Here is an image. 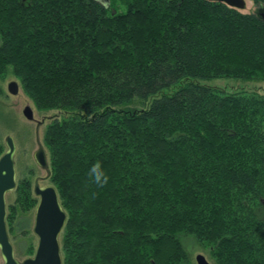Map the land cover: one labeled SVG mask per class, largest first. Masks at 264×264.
<instances>
[{"label":"trees","instance_id":"obj_1","mask_svg":"<svg viewBox=\"0 0 264 264\" xmlns=\"http://www.w3.org/2000/svg\"><path fill=\"white\" fill-rule=\"evenodd\" d=\"M250 1L255 14L208 0L124 13L111 0L0 2V75L63 113L44 138L63 264H192L185 236L215 264H264V95L202 84L264 79V0Z\"/></svg>","mask_w":264,"mask_h":264},{"label":"rangeland","instance_id":"obj_2","mask_svg":"<svg viewBox=\"0 0 264 264\" xmlns=\"http://www.w3.org/2000/svg\"><path fill=\"white\" fill-rule=\"evenodd\" d=\"M5 1L6 0H0L2 6L6 5ZM130 1L132 0H111V7L114 6V11L118 13H124L127 11ZM245 1L246 7L244 10H241V12L255 14L258 11V7L250 0ZM6 15L8 18L11 17L8 13H6ZM11 24L15 25L17 22L11 20ZM22 32L25 33L24 27H22ZM21 36H23V34L18 31L16 36L18 46H21ZM30 65L31 69H37L36 55L33 56V61ZM13 81L19 84V94L17 96L10 94L8 91V85ZM202 84L222 89L228 93L247 91L264 95V79L255 81L226 79L202 82ZM28 106L34 111V121H29L24 115V109ZM134 107L143 109L140 103L135 104ZM61 116H63V113L58 111H39L32 99L24 91L21 82L12 75V73L6 76L0 75L1 157L7 151V137L12 136L17 145L15 157L17 186L14 191L9 192L7 195V226L10 239L15 247L16 257L20 261L33 257L38 246V238L33 232L36 209L39 203L38 198L34 194L35 185L38 183L41 187H55L52 178L53 168L51 153L45 144L44 138L49 124ZM41 122H44L42 127H40ZM40 145L46 150L49 171L40 167L35 161L34 155L39 150ZM28 224L29 226L26 228ZM181 239L192 264H198L196 258L201 254L206 257L210 264H215L209 248L201 246L192 236H185ZM63 240L64 233H62L60 237L62 257L64 260L62 249ZM0 264H4L2 257L0 259Z\"/></svg>","mask_w":264,"mask_h":264},{"label":"water","instance_id":"obj_3","mask_svg":"<svg viewBox=\"0 0 264 264\" xmlns=\"http://www.w3.org/2000/svg\"><path fill=\"white\" fill-rule=\"evenodd\" d=\"M219 2L236 10H244L245 0H208ZM109 3V0H106ZM264 17V14L262 15ZM10 94H19V84L15 81L8 86ZM24 115L29 121H34V111L31 107L24 110ZM6 153L0 158V256L4 264H63L60 237L67 223V213L63 209L57 189L52 186L40 187L37 183L35 194L40 198L36 210L34 233L38 238V246L33 257L19 261L15 256L14 246L11 242L6 218L7 195L16 189L17 174L15 157L17 145L12 136L6 139ZM36 163L49 171V162L45 148L40 145L34 155ZM198 264H210L204 255H198Z\"/></svg>","mask_w":264,"mask_h":264},{"label":"flooded vegetation","instance_id":"obj_4","mask_svg":"<svg viewBox=\"0 0 264 264\" xmlns=\"http://www.w3.org/2000/svg\"><path fill=\"white\" fill-rule=\"evenodd\" d=\"M9 86V85H8ZM27 108V107H26ZM25 108V109H26ZM24 109V110H25ZM42 124H44V122H41V124H40V127H42L43 125ZM38 127V126H37ZM47 158H48V156H47ZM36 186V185H35ZM41 187V186H40ZM48 187V186H47ZM52 187H54V186H52ZM42 188H44V187H42ZM34 194H35V188H34ZM36 195V194H35ZM59 195V194H58ZM36 197L38 198V201H39V203H40V198L36 195ZM59 199H60V196H59ZM60 202H61V200H60ZM39 203H38V205H39ZM61 205H62V202H61ZM38 207V206H37ZM62 207H63V205H62ZM64 209V208H63ZM37 210V209H36ZM35 216H36V214H35ZM6 223H7V218H6ZM28 226H29V224H28ZM34 227H35V220H34ZM34 227H33V232H34ZM7 228H8V226H7ZM64 231V230H63ZM8 233H9V230H8ZM63 233V232H62ZM35 234V233H34ZM10 236V235H9ZM12 242V241H11ZM13 244V243H12ZM14 246V245H13ZM14 250H15V247H14ZM15 256H16V253H15ZM1 257L2 256H0V259H1ZM17 258V257H16ZM31 258V257H30ZM26 260V259H25ZM20 261V260H19Z\"/></svg>","mask_w":264,"mask_h":264},{"label":"clouds","instance_id":"obj_5","mask_svg":"<svg viewBox=\"0 0 264 264\" xmlns=\"http://www.w3.org/2000/svg\"><path fill=\"white\" fill-rule=\"evenodd\" d=\"M97 168H98V165H94L93 168H92V170H91V172H92V173H96V172H97ZM90 174H91V173H90ZM96 179H97V182H99V181H100V176L97 175V176H96ZM105 182H106V180H105Z\"/></svg>","mask_w":264,"mask_h":264}]
</instances>
